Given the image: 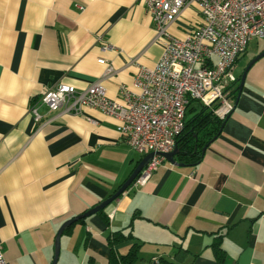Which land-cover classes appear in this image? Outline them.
Listing matches in <instances>:
<instances>
[{"label": "crops", "instance_id": "obj_1", "mask_svg": "<svg viewBox=\"0 0 264 264\" xmlns=\"http://www.w3.org/2000/svg\"><path fill=\"white\" fill-rule=\"evenodd\" d=\"M198 19L188 8L173 31L182 35ZM154 36L142 0H0V242L8 264H51L62 223L112 195L143 157L115 117L91 108L59 115L38 105L45 118L37 122L35 98L53 83L87 87L107 67L100 57L117 69L103 82L117 98L137 72L133 58L152 66L161 57ZM249 46L235 65L238 76L256 56L247 57ZM136 210L134 235L155 247H143L135 264L171 260L180 245L190 251L182 264H264V56L247 71L203 160L163 161L144 185L134 182L105 208L108 222L96 213L63 235L56 264H107V236L127 232ZM218 230L226 233L225 262L210 246ZM133 242L116 248L124 254Z\"/></svg>", "mask_w": 264, "mask_h": 264}, {"label": "built area", "instance_id": "obj_2", "mask_svg": "<svg viewBox=\"0 0 264 264\" xmlns=\"http://www.w3.org/2000/svg\"><path fill=\"white\" fill-rule=\"evenodd\" d=\"M142 1L155 25L153 42L163 50L154 65L133 58L137 63L133 81L121 83L119 96L113 98L103 82L117 69L100 57L98 61L107 67L98 80L82 89L70 83H53L35 98L30 109L37 122L45 118L38 105L59 115H82L91 108L118 119L121 135L134 151L142 156L154 153L135 185H144L166 160L163 153L175 148L190 99L211 107L222 118L233 113L232 85L238 77L235 62L253 39H264V0ZM188 8L194 9L199 19L177 35L173 27ZM103 44L104 49L113 48L110 43ZM112 217L113 212L109 214ZM158 263L155 258L149 264ZM0 264H8L1 242Z\"/></svg>", "mask_w": 264, "mask_h": 264}, {"label": "trees", "instance_id": "obj_3", "mask_svg": "<svg viewBox=\"0 0 264 264\" xmlns=\"http://www.w3.org/2000/svg\"><path fill=\"white\" fill-rule=\"evenodd\" d=\"M239 60L240 58L236 60L235 64ZM241 74L237 77V80L233 82L232 85V96L236 100L239 92ZM228 117L229 116L222 118L218 116L211 107L204 105L194 98L190 99L186 107L184 128L176 137L175 147L177 149V153L174 157L176 164L185 166L199 164L203 160L207 147L220 135ZM104 210L105 208L101 209L98 214H101L103 219L108 222L109 220L104 213ZM138 217H141V213L139 210H136L131 216L130 223L127 226V232H125V229H119L112 231L107 236V241L110 245V255L107 264H134L139 259V251L142 244L138 242V238L132 231L134 220ZM85 221L86 218H83L72 224L70 227L64 230L63 235L71 234L76 224ZM228 229L229 227H227V230ZM213 234H215L214 240L210 246L213 249L215 258L221 262H225L226 250L223 247V238L226 233H220V230H218L213 232ZM128 240H133L134 242L126 253L121 254L117 250L116 246L121 242ZM189 252L190 251L188 249L180 245L174 251L171 260L165 257H160L158 264H182L189 255ZM152 261L153 259L149 263H152Z\"/></svg>", "mask_w": 264, "mask_h": 264}, {"label": "water", "instance_id": "obj_4", "mask_svg": "<svg viewBox=\"0 0 264 264\" xmlns=\"http://www.w3.org/2000/svg\"><path fill=\"white\" fill-rule=\"evenodd\" d=\"M262 56H264V50H262L260 53H258L255 57H253L250 60V62L246 66L245 70L241 74L237 100L239 99V96H240V94H241V92L243 90V86H244V83H245V78H246L247 71L252 66V64L255 61H257L259 58H261ZM176 153H177V149L175 147L172 151L167 152V153H163V155L166 157V159L168 161H170L171 163H175L176 164L175 158H174ZM153 154H154L153 152H150V153H147L146 155H144L139 160V162L137 163L136 167L133 169V171L129 175V177L124 181V183L112 195H110L108 198L104 199L103 201H101L100 203L95 205L94 207H91L90 209H87L83 213L75 215L74 217H71V218L67 219L66 221H64L62 223V225L60 226V228L58 229V231L56 233V237H55V252H54V257H53V260H52L51 264H56L57 261H58V258H59V255H60V248H61V237L63 235L64 230L67 229L68 227H70L72 224H74L77 221H79L80 219H83V218H86V217H89V216H91L93 214L98 213L101 209L106 208L110 203H112L114 200L119 198L120 195L123 194L125 192V190L136 179V177L138 176L140 171L145 167V165L152 158Z\"/></svg>", "mask_w": 264, "mask_h": 264}, {"label": "rangeland", "instance_id": "obj_5", "mask_svg": "<svg viewBox=\"0 0 264 264\" xmlns=\"http://www.w3.org/2000/svg\"><path fill=\"white\" fill-rule=\"evenodd\" d=\"M262 46H264V39H253L250 42L249 53H248L247 57H252L254 55H257L260 52L259 50H260V48H262ZM143 247H146L145 249H150V251H151L152 249H154L155 245L149 244V243L144 244V245L142 244L140 251H139V259L137 261H139L142 258L141 254H142L143 249H144ZM60 251H61V248H60Z\"/></svg>", "mask_w": 264, "mask_h": 264}]
</instances>
